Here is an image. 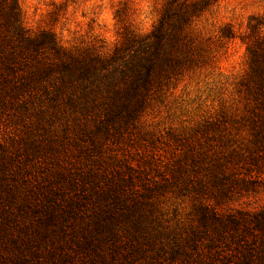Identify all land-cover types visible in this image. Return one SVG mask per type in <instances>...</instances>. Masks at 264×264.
Returning <instances> with one entry per match:
<instances>
[{"label":"trees","instance_id":"obj_1","mask_svg":"<svg viewBox=\"0 0 264 264\" xmlns=\"http://www.w3.org/2000/svg\"><path fill=\"white\" fill-rule=\"evenodd\" d=\"M217 1L166 0L149 33L126 30L108 49L30 32L18 0H0L1 240L33 230L95 256L264 264V207L235 204L264 187V20L248 24L242 112L179 131L142 125L198 67L191 26ZM186 201L182 238L162 215Z\"/></svg>","mask_w":264,"mask_h":264},{"label":"rangeland","instance_id":"obj_2","mask_svg":"<svg viewBox=\"0 0 264 264\" xmlns=\"http://www.w3.org/2000/svg\"><path fill=\"white\" fill-rule=\"evenodd\" d=\"M166 0H18L22 22L30 32L51 31L60 44L73 48L101 46L112 49L126 30L149 33ZM264 20V0H218L191 26L200 47L198 67L185 73L168 92L156 99L142 118L148 131H179L211 119L221 108L243 110L237 86L248 71L249 20ZM226 28L231 39L220 37ZM264 207V187L243 195L235 203ZM191 204L167 206L163 223L174 234L189 229ZM26 241L14 245L0 239V264H172L168 255L151 258L149 253L130 258L84 254L73 242L61 246L28 231ZM106 249V247H105ZM174 264V263H173Z\"/></svg>","mask_w":264,"mask_h":264}]
</instances>
